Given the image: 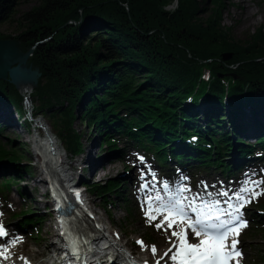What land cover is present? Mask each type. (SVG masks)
Segmentation results:
<instances>
[{"label": "trees", "instance_id": "16d2710c", "mask_svg": "<svg viewBox=\"0 0 264 264\" xmlns=\"http://www.w3.org/2000/svg\"><path fill=\"white\" fill-rule=\"evenodd\" d=\"M174 1L176 6L166 9ZM210 2L213 10L197 20L199 0H37L16 18L19 32L1 33L0 38L19 40L24 51L34 46L29 61L40 75L31 91L37 100L33 114L50 117L67 151L83 149L81 134L73 129L76 107L82 104L80 117L102 136L103 146L115 145L107 133L122 131L167 159L169 145L171 156H184L171 144L180 138L182 146L197 152L189 157L202 165L213 154L201 150L217 156L232 148L225 124L234 127L237 109L244 102H264V26L236 39L221 24L222 0ZM12 6L13 0H0V22L14 20ZM223 52L232 57L223 60ZM201 97L216 110L214 116L208 114L204 131L192 125L198 121L192 112ZM188 98L190 107L185 105ZM0 102L14 106L22 126L30 128L22 94L8 79H0ZM191 133L197 135L194 145L185 141ZM235 134L237 148L250 152L251 145ZM262 137L257 140L263 149ZM17 151L0 144V162L14 173H28ZM120 184L108 180L88 186L104 198ZM23 216L34 222L38 215L30 210Z\"/></svg>", "mask_w": 264, "mask_h": 264}, {"label": "rangeland", "instance_id": "374dc122", "mask_svg": "<svg viewBox=\"0 0 264 264\" xmlns=\"http://www.w3.org/2000/svg\"><path fill=\"white\" fill-rule=\"evenodd\" d=\"M35 4H37V0H13L12 8L14 10V20L0 22V34H17L20 30V27H18L16 23V18H18L23 12L27 11ZM199 5L201 9L196 13L197 20H204L213 10V5L210 0H199ZM175 6L176 2L174 1L168 4L166 6V9H172ZM222 6L221 24L223 26H229L230 33L236 39L245 38L249 36L248 34L252 33V31H254L257 27L264 26V0H222ZM245 8H247V10ZM243 15L244 18L241 19V16ZM244 19L248 21L243 24V27H240V24ZM27 63L28 65L29 63H31L29 59L27 60ZM140 78V81H143L142 77ZM34 86H30L28 89V91L31 93V95L29 96V104L27 106L28 112L26 113V116L28 117H30L31 111H34L36 109L37 104V100L31 92V89L33 90ZM18 90L22 91L20 88H18ZM9 108L12 111L14 121L12 122L11 119L0 120H4L7 123L9 122L14 124H12V126H5V128L0 131V142L4 143L6 147L14 146L16 149H18L17 152H20L22 154V165L29 166L28 171L30 175L29 173L25 172L14 173L12 171L10 175L15 177L23 175V177H25L27 182H24L23 184L29 185H27L28 187L26 186L29 190V192H26L29 195L26 196L31 198L34 191H39V189L32 188L33 183L36 184L37 182L35 181L39 179V168L37 165H35L36 161L33 158L31 145L28 141V132L24 131L21 123L22 121L18 117V113L16 112L15 107L10 105ZM82 111L83 105H78L75 110L77 117H75L73 121V129L77 133L81 134V143L83 146V151L80 155L81 159H83V156L86 154L87 141H89L91 144V140L95 138L97 134L93 127L87 125L85 119L80 117ZM221 112L222 114L224 113V111ZM36 120L45 124L44 127L51 132V136L57 140L60 146L61 153L65 155L67 150L65 151L64 143L62 142L63 140L57 136L56 130L51 123L50 117L48 115L42 114L38 115L36 117ZM32 125L34 126L36 124ZM36 129L42 138L45 137L43 136L45 130L43 131L40 128H37V126ZM225 130L228 132V134H235L231 127L229 129V124H225ZM100 142L101 138H96V142L92 144L91 155H94L96 157L106 156V159L101 165L97 166L98 168L96 167L97 169L96 171H94V173L91 172H93L95 167H92L90 170L85 167L86 174L84 175L86 181L90 183L98 182L104 184L106 181L112 180L123 183L120 184L115 192L105 194L104 198L98 197L95 192H92L90 190L88 194L89 198L91 199L90 204L94 206L98 213L102 216L103 223L106 224V227L112 228L113 231L121 237L122 242H126L128 249L135 255L143 258L158 257L159 255H153L151 246L156 245V247H159L161 249L166 247L169 244L168 238L171 237V232L169 230L167 232H165L164 230H157L154 226L155 223H147L146 220L142 217L143 214L140 211V205L137 203L135 197H133V190L130 188L131 184L130 182L124 180L125 178H127L126 173H128L129 171L135 174L133 170V164L129 162L127 158L126 160L121 161L120 157L118 158L117 154H115L116 152L114 153L115 150L117 151L121 149L122 144L119 142V140L117 145L113 146L110 149L107 148V146L101 145ZM128 145L129 143H126L124 147H127ZM76 158L77 157H75L74 159ZM7 165L8 163L0 162V167H4L3 169L7 168ZM77 165L81 170L84 166H87V163L77 162ZM79 168L76 167L77 171L79 170ZM27 175H29V179L27 178ZM19 190L20 187L15 185L14 188L8 189V191L5 192L4 195L0 194V223H5L6 225H8L9 230L12 231L15 230V223L19 224L18 219L16 220V218H14L12 214L24 209V202L18 195L20 194L18 193ZM38 191L37 196L39 195ZM126 196L130 197L132 204L134 205L133 207L128 206L132 212V215H129L127 213L126 204L121 201V197L127 198ZM20 202H22V204ZM107 202H111L113 204L107 206ZM135 204H138V206H136ZM39 206L41 205L31 203L29 204L30 208L28 209L32 211L34 210V212H36V215H38L37 217L43 219L41 220V222H39V224H37L38 233H35V226L33 225L25 226L24 228H22L19 224L24 232L21 233L15 230L16 234H19L18 236H16L15 241L13 240L14 242L12 243V245H14L15 247L14 252H16L14 254H7V260L10 255H12V259H15L29 254L44 253L47 250V246H49L54 240V231L51 227L52 221L45 212L41 214V210H39L38 208ZM262 208H264V206ZM263 211H259L254 208L250 209V213H257V215H261ZM41 215L43 216L41 217ZM248 228L246 229V231L248 230ZM246 231L242 234L241 245L244 252L242 264H264V235L262 234V231L260 229L256 230L249 236L245 235ZM30 232H33V234L30 235ZM146 232H150V234L152 235L151 241L146 240L148 239V235ZM137 237L147 241L144 246L134 247L132 245ZM21 239H24L25 241H23L22 244H17V241Z\"/></svg>", "mask_w": 264, "mask_h": 264}, {"label": "snow or ice", "instance_id": "6c2138e0", "mask_svg": "<svg viewBox=\"0 0 264 264\" xmlns=\"http://www.w3.org/2000/svg\"><path fill=\"white\" fill-rule=\"evenodd\" d=\"M140 159L143 161V157H140ZM141 176L143 178L145 173L142 172ZM153 180H155L154 176ZM246 183L259 186L264 184V180L247 181ZM162 187L167 189L168 184L165 182ZM147 188H149V183L146 182L141 185V190ZM187 191H189L187 186L180 185L176 188L175 194L170 195L167 201L163 200L159 192L155 196L147 195L145 198L147 210L144 214L147 223L156 221L157 217L163 214V219L154 225L157 230L167 232L173 229V225L177 222L184 224V227L179 228V230L171 231V237L176 239L168 238L169 247L160 259L163 260L167 257L174 264H229V261L241 257L242 253L237 248L239 243L237 237L240 231L248 226L247 221L242 219L241 209L245 204L251 202V199H245L243 193L251 192L252 199L262 193L252 191L249 187H242L240 192L233 193L238 203L234 205L231 198H229L223 201L228 207L221 210L218 207L221 204L219 199L210 203L201 201L202 206L198 209L196 201L200 198V194L197 193L189 200L188 197L183 195ZM218 196L229 197V193L222 191L218 193ZM186 200L187 205L184 203ZM154 201L157 202L155 207L153 206ZM205 208L210 209V212L215 214L205 213L203 211ZM189 211L196 214L195 219L189 215ZM189 229L195 237L203 236V238L199 239L198 243H189ZM5 235L4 227L0 225V237ZM230 237L232 238L229 241ZM137 243L142 244L143 242L137 241ZM6 251V249L0 251V256H4L5 259L7 258L4 255ZM151 251L155 254L157 252L156 247L151 246ZM157 264H160V262L157 261ZM236 264H239L238 259H236Z\"/></svg>", "mask_w": 264, "mask_h": 264}, {"label": "bare ground", "instance_id": "6f19581e", "mask_svg": "<svg viewBox=\"0 0 264 264\" xmlns=\"http://www.w3.org/2000/svg\"><path fill=\"white\" fill-rule=\"evenodd\" d=\"M246 10H247V8H245ZM245 11V10H244ZM242 18L241 19H243L244 18V15L243 16H241ZM248 20H246V19H244V20H242V22H241V26L240 27H243L244 25L243 24H245L246 22H247ZM19 85H21V90L22 91H26V90H28L29 89V87H30V82L28 81V80H25V81H23V82H19ZM0 119H6V120H8V119H11L12 120V122L14 121V119H13V114H12V111H11V109L7 106V105H5V104H3V103H1L0 102ZM243 119H244V121H245V123H246V125L248 126V127H252V128H256V127H262L261 126V124L258 122V120L255 118V114H253V112H251V111H249V113H247V114H245L244 115V117H243ZM10 121V120H9ZM37 123H38V125L41 127V128H44L45 130H46V132H47V135L49 136V137H46L45 138V140H39V139H36V138H33V142H34V145H35V148L37 149V150H39L40 148L42 149L43 148V146H44V143H45V141L46 140H48V142H49V144L51 143V145L52 146H54V149H55V154L53 155L54 157H55V159H56V162H57V165H56V168H58V169H60V171L61 172H64V176L65 175H69V172H68V170H69V168H67L66 167V165H68V161H66V156L64 155V154H62L61 153V150H60V146H59V144L56 142V140L51 136V134H50V131L47 129V128H45L44 126H45V124H43L42 122H40V121H37ZM35 137V136H34ZM51 142H50V141ZM92 142H91V144H90V142L89 141H87V143H86V147H87V150H86V154L83 156V159H81L80 158V155L82 154H80L79 155V157H78V162L80 163V162H85V163H87V166H84V167H86L87 169H89V167L90 166H92V167H95V169L93 170V172H91V173H94V171H96V169L98 168L97 166H99V165H101L103 162H104V160L106 159L105 157L106 156H100V157H96V156H92L91 155V149H92V144H94L95 142H96V139L95 138H93L92 140H91ZM46 146H47V144H46ZM121 148H124V146L122 145L121 146ZM118 151V150H117ZM117 151H115V152H117ZM52 154H53V152H52ZM125 154H126V152H125ZM51 157V155H48V158H50ZM82 157V156H81ZM138 159V157H134V158H132V160L133 161H136ZM42 163H43V161H42ZM45 164V163H44ZM44 164H42V169H43V173L45 174V173H47L48 171L50 172V171H52V169H51V167H47L48 165H44ZM146 164V162H143V163H141V166L139 165V162H136L135 163V165H134V170H135V172L136 171H138L139 169H141L144 165ZM73 165V164H72ZM74 166V165H73ZM140 166V167H139ZM91 167V168H92ZM97 167V168H96ZM0 168H4V167H0ZM86 170V169H85ZM65 172H66V174H65ZM85 173H86V171H84ZM84 172H83V174H84ZM90 173V174H91ZM46 175V174H45ZM45 175H44V178H45ZM27 178L29 179L30 177L27 175ZM39 179L37 180V181H35V182H37L36 184H34L33 183V187L32 188H37V187H40V186H42V184H43V178H41V176L39 175V177H38ZM26 183L27 181H26V179L25 180H23L22 182H21V184H22V190H24V192L26 193V192H29V190H28V184H23V183ZM28 185V186H27ZM32 185V184H31ZM27 186V187H26ZM94 214L98 217V221H99V223H102V216L98 213V211H96V209H94ZM76 217L77 218H79V216H78V214L76 215ZM102 225V224H101ZM103 226V225H102ZM16 228H18V232H24V231H20V225H16L15 226ZM79 227L82 229V230H86V231H88L92 236H94L95 237V241H97L98 240V246L97 245H95V248H98V249H102L103 247L100 245V243H99V240H100V238H99V236H101V235H103L104 233L103 232H101L100 230H99V228H95L94 227V225H92V224H90V223H88V221L86 220V219H84V220H82L80 223H79ZM104 231H108V229L105 227L104 229H103ZM109 233H110V235H112V238H113V240L115 241V244H114V246H113V244L111 243V242H109L108 243V245H107V247H104V248H107V249H111L112 247H113V252L114 253H117L118 255H119V259H118V262H121V263H126V262H128V260H130L131 259V257H133V258H136L137 260H140V261H142V262H145L146 260H144V259H146V258H141V259H139L138 258V256H136V255H129V253L131 252L130 250H128V248H126V250H122L121 249V247H125L126 245L125 244H123L121 241V239H119V236H117L115 233H114V231L113 230H110L109 229V231H108ZM56 239L57 240H59V245L60 246H63V242H62V239H61V237L59 236V235H56ZM23 241H25L24 239H23ZM18 243H22V242H18ZM54 242L52 241V243L50 244V246H52L53 245V247H54V244H53ZM161 251H163V250H161ZM33 254H29V256H32ZM38 256H41V254H37V256H35V257H33V258H35L36 259V257H38ZM52 258V257H51ZM161 258V257H160ZM158 259V261L160 262V264H168L169 262H171L167 257H165L163 260H161V259ZM26 261H31L30 259H28L27 257L25 258V257H20V258H18V259H15V260H10L9 262L10 263H19V264H27L26 263ZM48 263V261H46L45 262V264H47Z\"/></svg>", "mask_w": 264, "mask_h": 264}, {"label": "water", "instance_id": "95a60500", "mask_svg": "<svg viewBox=\"0 0 264 264\" xmlns=\"http://www.w3.org/2000/svg\"><path fill=\"white\" fill-rule=\"evenodd\" d=\"M33 48L34 46L24 51L20 47L19 40L0 38V79H8L20 89L19 82L25 80L30 82V86L36 85L40 72L37 67L27 63ZM232 54V52H223L222 59L228 60L232 57Z\"/></svg>", "mask_w": 264, "mask_h": 264}]
</instances>
